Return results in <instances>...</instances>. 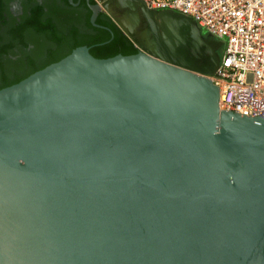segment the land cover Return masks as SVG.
<instances>
[{
	"label": "water",
	"instance_id": "water-1",
	"mask_svg": "<svg viewBox=\"0 0 264 264\" xmlns=\"http://www.w3.org/2000/svg\"><path fill=\"white\" fill-rule=\"evenodd\" d=\"M90 50L0 89V264H264V117L144 51Z\"/></svg>",
	"mask_w": 264,
	"mask_h": 264
},
{
	"label": "built area",
	"instance_id": "built-area-1",
	"mask_svg": "<svg viewBox=\"0 0 264 264\" xmlns=\"http://www.w3.org/2000/svg\"><path fill=\"white\" fill-rule=\"evenodd\" d=\"M151 12H171L194 21L223 53L214 83L220 108L264 117V0H139Z\"/></svg>",
	"mask_w": 264,
	"mask_h": 264
},
{
	"label": "flooded vegetation",
	"instance_id": "flooded-vegetation-1",
	"mask_svg": "<svg viewBox=\"0 0 264 264\" xmlns=\"http://www.w3.org/2000/svg\"><path fill=\"white\" fill-rule=\"evenodd\" d=\"M73 1L79 4L73 6L69 0H0V87L97 35L95 29L99 28L88 24L91 11L86 0ZM27 23L50 25L52 31L38 32Z\"/></svg>",
	"mask_w": 264,
	"mask_h": 264
},
{
	"label": "rangeland",
	"instance_id": "rangeland-1",
	"mask_svg": "<svg viewBox=\"0 0 264 264\" xmlns=\"http://www.w3.org/2000/svg\"><path fill=\"white\" fill-rule=\"evenodd\" d=\"M92 1L102 6V13L138 50L212 80L215 78L223 46L218 40L209 38L193 20L177 13L151 12L139 0ZM126 22L130 23V29L125 26ZM194 38L199 42L195 55L185 46Z\"/></svg>",
	"mask_w": 264,
	"mask_h": 264
},
{
	"label": "trees",
	"instance_id": "trees-1",
	"mask_svg": "<svg viewBox=\"0 0 264 264\" xmlns=\"http://www.w3.org/2000/svg\"><path fill=\"white\" fill-rule=\"evenodd\" d=\"M91 3L95 4L92 0ZM91 15V14H90ZM90 19V16H89ZM0 20L2 21V17L0 16ZM0 21V22H1ZM98 23L102 26L108 27L112 32H114V38L112 40L111 36L109 34V32H107L106 30L103 29H95L98 33L97 35L94 36H90L88 37V39L86 41L83 42H79L76 43L74 46H72L71 48H68V51L60 56H56L54 57V59H52L51 61H49L46 65L40 67V68H36L34 69L32 72H30L29 74H27L25 77H21V78H16L14 80H7L3 86L0 87V89L12 86L18 82H20L21 80L27 78L29 75L33 74L34 72L41 70L43 68H45L46 66L58 62L59 60L63 59L64 57H66L67 55H69L74 49L78 48V47H82V46H87V47H92L94 46L90 52L91 54L99 59H106V58H111L114 57L116 55H133L138 53V49L134 46V44L125 36V34L119 29V27L109 18L107 17L105 14H101L98 20ZM30 23H27V25H29ZM88 24L89 26H91L89 20H88ZM29 26H32L33 28L35 27V30L38 32H44V31H52V27L49 25V27H51V29L47 26H43V25H38V24H30ZM1 41V38H0ZM110 41L107 44H104L106 42ZM102 44V45H100Z\"/></svg>",
	"mask_w": 264,
	"mask_h": 264
},
{
	"label": "bare ground",
	"instance_id": "bare-ground-1",
	"mask_svg": "<svg viewBox=\"0 0 264 264\" xmlns=\"http://www.w3.org/2000/svg\"><path fill=\"white\" fill-rule=\"evenodd\" d=\"M196 40H198V39H196V38H194V40L192 41V43L191 42H187L186 44H185V46H186V48H190V49H192V51L194 52V55H195V53H197V45H199V42L198 41H196ZM179 55V54H178ZM206 55V54H205ZM204 57V54H202L201 55V57ZM178 57H180L181 58V56H178ZM195 57V56H194ZM187 58V57H186ZM214 60V59H213ZM180 61V60H179ZM182 62H184V60H181ZM185 61H186V59H185ZM189 61V60H188ZM185 63V62H184Z\"/></svg>",
	"mask_w": 264,
	"mask_h": 264
},
{
	"label": "crops",
	"instance_id": "crops-1",
	"mask_svg": "<svg viewBox=\"0 0 264 264\" xmlns=\"http://www.w3.org/2000/svg\"><path fill=\"white\" fill-rule=\"evenodd\" d=\"M124 24H125V26H126L127 28L130 29V23H129V22H126V23H124Z\"/></svg>",
	"mask_w": 264,
	"mask_h": 264
}]
</instances>
